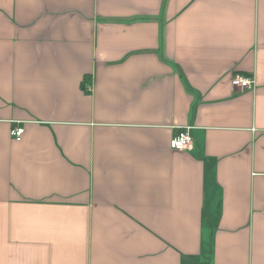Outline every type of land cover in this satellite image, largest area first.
<instances>
[{
    "label": "crops",
    "instance_id": "crops-1",
    "mask_svg": "<svg viewBox=\"0 0 264 264\" xmlns=\"http://www.w3.org/2000/svg\"><path fill=\"white\" fill-rule=\"evenodd\" d=\"M0 264H264V0H0Z\"/></svg>",
    "mask_w": 264,
    "mask_h": 264
},
{
    "label": "built area",
    "instance_id": "built-area-1",
    "mask_svg": "<svg viewBox=\"0 0 264 264\" xmlns=\"http://www.w3.org/2000/svg\"><path fill=\"white\" fill-rule=\"evenodd\" d=\"M231 84L236 87L238 86L241 89H245L254 85V80L252 77H244L242 75L235 74L231 78ZM21 133L22 128L20 127H14L10 131V134L17 140L20 138ZM191 143L192 136L189 132V127H184L170 140L169 146L174 150H186L190 148Z\"/></svg>",
    "mask_w": 264,
    "mask_h": 264
}]
</instances>
